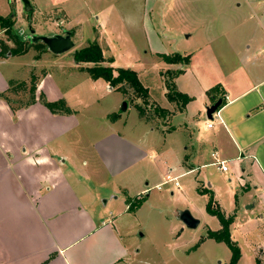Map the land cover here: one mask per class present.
<instances>
[{
  "label": "crops",
  "instance_id": "1",
  "mask_svg": "<svg viewBox=\"0 0 264 264\" xmlns=\"http://www.w3.org/2000/svg\"><path fill=\"white\" fill-rule=\"evenodd\" d=\"M75 1L64 11L71 17L78 12ZM114 1L81 0V4L96 19L106 21ZM252 7H261V15L257 13L255 34L245 45L236 32L231 47L236 61L222 62L214 82H203L188 65L176 64L184 71L175 79L177 89L192 101L180 111L167 99L165 85L167 105L162 107L149 91L150 102L168 113L153 119L156 124L139 114L136 136L123 122L122 113L129 106L126 111L114 108L101 118L87 115L86 102L80 105L79 99H70L58 89L57 93L45 89V69L37 86V102L12 110L1 97L15 83L3 72L11 56L0 58V264H147L141 258L146 234L140 232L139 214L144 203L131 213L128 199L149 196L154 158L169 167L156 190L172 185L179 191L182 178L216 168L235 183L231 192L237 212L257 210V219L264 223V0H255ZM72 22L82 33L83 23ZM66 32L71 31L52 36ZM48 52L62 58L70 51ZM73 69L87 73L77 62ZM91 80L104 82L108 92L117 91L103 79ZM41 96L50 103L64 101L72 113L59 109L53 113L42 104ZM219 100L223 102L219 115L209 120L207 109ZM148 135L157 139V145L146 141ZM217 161H226L228 171L223 172ZM167 176L176 178L179 186L164 185ZM208 186L198 181L197 193L203 195L199 189L213 192ZM214 200L220 207L215 195ZM184 211L192 214L189 209L179 212L182 231L187 228L180 218ZM192 216L200 226L202 220ZM209 231L213 230L206 228L199 244L212 240L207 238ZM262 244L264 237L255 245L256 261L264 264Z\"/></svg>",
  "mask_w": 264,
  "mask_h": 264
},
{
  "label": "rangeland",
  "instance_id": "2",
  "mask_svg": "<svg viewBox=\"0 0 264 264\" xmlns=\"http://www.w3.org/2000/svg\"><path fill=\"white\" fill-rule=\"evenodd\" d=\"M70 1L30 0L34 9L27 13L22 0H0V16L6 20L4 24L0 23V41L16 48L15 42L10 40L13 38L23 42V47L28 51L23 56H11L3 65V72L11 76L18 86L21 82L30 85L32 75L41 77L45 69L48 72L45 78V89L48 92L57 93L58 89L70 99H79L80 105L86 102L89 106L87 115L96 118H101L105 112L110 113L114 108L121 110L123 104L127 103L129 110L122 113V116L132 136L138 134L137 107L142 106L146 110V118L152 121L159 116L156 114V105L151 102L152 106L145 105L129 87L125 95L119 91L108 92L104 82L94 84L89 74L75 71L73 68L76 62L82 71L97 66L136 71L154 100L165 107L167 102L163 75L165 79H171L172 74L180 71L182 66L171 68L162 60L161 55L178 53L183 57L190 56L187 69L192 68L196 77L203 82H214L221 72L219 65L222 62L236 61L231 49L236 32L242 36L245 45L246 40L255 34L257 13L261 15V7H252L255 0H116L113 7L110 6L106 21H102V18L98 20L88 13L81 0L75 1L79 2L76 6L78 12L71 17L68 12H64L69 9L68 5L73 7ZM246 1H250L251 5ZM91 6L95 9L96 5ZM72 18L83 23L82 33ZM262 22L264 24V17ZM63 30L74 33L72 38L75 48L67 53L66 58L46 55L49 52L42 42L32 44L27 39L31 31L40 37L63 34ZM96 44L102 52H107H103L104 61H77L76 53ZM189 77L185 78L186 82ZM30 96L29 92L8 94L15 106L26 104ZM154 121L152 124H156ZM201 132L206 135L203 129ZM146 141L154 145L158 142L150 135ZM151 161L154 176L148 187L150 194L144 196L145 201L139 214L140 232L146 234L142 242L141 258L147 264H230L232 251L227 244L214 240L199 244L200 238L206 235V228L217 231L221 223L218 218L208 214L209 197L197 193L198 181L207 187L211 185L222 211L234 218L230 232L232 241L241 251L238 264H257L255 245L264 237V223L257 219V210L237 212L236 197L231 192L235 183L231 184L228 177L221 175L216 168H205L200 175L182 178L179 191L173 190L172 185L158 191L156 186L164 181L161 179L168 174L169 167L160 159L154 158ZM205 162H209V159ZM185 209L191 210L195 217L202 220L198 228H185L182 231L179 212ZM195 246L196 250L193 249ZM258 255L262 256L260 253Z\"/></svg>",
  "mask_w": 264,
  "mask_h": 264
},
{
  "label": "trees",
  "instance_id": "3",
  "mask_svg": "<svg viewBox=\"0 0 264 264\" xmlns=\"http://www.w3.org/2000/svg\"><path fill=\"white\" fill-rule=\"evenodd\" d=\"M5 19L0 16V23L4 24ZM10 40H13L16 44V48L9 47L6 43L0 41V58H7L6 54L10 53L9 55L12 57L15 56H23L28 53V51L23 47V42L15 40L11 38ZM39 44V43H38ZM43 44V43H42ZM45 45V44H43ZM46 47V45H45ZM47 48V47H46ZM8 55V56H9ZM77 61L78 62H94V63H101L104 61L103 52L99 45H93L90 48L83 50L79 53H76ZM162 60L166 64L170 65H176V64H182L184 66L189 65L191 61L190 56L183 57L180 54L176 53L174 55H167L163 54L160 56ZM87 73L90 75V77L94 80L97 79H103L107 83H109L115 90L120 91L124 94H128L127 88H131L133 92L137 95V99L141 100L145 105H151L149 100V90L143 86L141 83L138 74L136 71L131 69H124V68H106V67H92L86 69ZM183 70L177 71L174 74H172L171 79H165V85L167 89V99L171 103L177 104L180 111H182L191 101L192 98L187 96L186 94H183L178 91L177 86L175 84V79L178 78L181 74H183ZM114 73H117L116 76H114ZM45 73H43L44 75ZM165 77V74L163 75ZM40 80V77L37 75H32L30 85H28V82H21L19 83V87L16 86V82L12 83L10 85V89L1 95L4 100L10 105L12 110L16 111L18 109L31 106L37 102L36 92H37V86L38 82ZM219 86L215 87L214 89L210 90L208 92L209 96H212L217 90ZM30 93V100L24 105L21 106H15L12 101L8 98V94L12 93L14 95H19L21 93L28 94ZM40 101L44 106H46L50 111L53 113H56L57 109L61 110L62 112L66 114H71V110L66 106L64 101H59L56 103H50L46 100L45 96H41ZM152 106V105H151ZM156 114L159 115L158 117H163L168 113L167 110L161 109L158 106H155ZM139 114L141 117H146V110L142 108V106L137 107ZM111 119H115V116H111ZM198 192L203 195H209V202L207 204V212L211 216H214L219 219L222 229L219 231H209L207 238L212 239L218 243H225L227 244L231 251H232V258L230 261V264H238L240 258H241V251L240 248L237 246L236 243L232 241L231 238V232H230V226L234 222V218L227 217L221 210V208L218 206V204L214 200V194L210 190L206 189H199ZM145 198L144 197H136L134 199H128V205H129V212L135 213L144 203ZM204 239L201 240L203 242ZM257 264H262L259 259H257Z\"/></svg>",
  "mask_w": 264,
  "mask_h": 264
},
{
  "label": "water",
  "instance_id": "4",
  "mask_svg": "<svg viewBox=\"0 0 264 264\" xmlns=\"http://www.w3.org/2000/svg\"><path fill=\"white\" fill-rule=\"evenodd\" d=\"M25 6V11L30 13L33 10V7L30 3V0H22ZM31 41L32 44H37L42 42L46 45L47 49L55 55H61L66 52L71 51L75 48V44L72 41V33L66 32L64 36L55 35L52 37L40 36L38 37L34 31H31V36L27 37ZM26 39V40H27ZM223 105L221 100L217 101L211 107L207 109V118L209 120H213V115L217 113ZM128 108L127 103L123 104L122 110L126 111ZM182 222L189 229H196L200 222L195 219L189 211H184L180 216Z\"/></svg>",
  "mask_w": 264,
  "mask_h": 264
},
{
  "label": "built area",
  "instance_id": "5",
  "mask_svg": "<svg viewBox=\"0 0 264 264\" xmlns=\"http://www.w3.org/2000/svg\"><path fill=\"white\" fill-rule=\"evenodd\" d=\"M219 115V111L217 113H215L213 115V118L215 116ZM212 124H209V128H212ZM216 165L223 171V172H227L228 171V165L226 161H217ZM172 182H175L176 186H179V183L176 182V178H171V176H167V179L164 183V185L170 184ZM159 190L161 189V186L157 187Z\"/></svg>",
  "mask_w": 264,
  "mask_h": 264
}]
</instances>
